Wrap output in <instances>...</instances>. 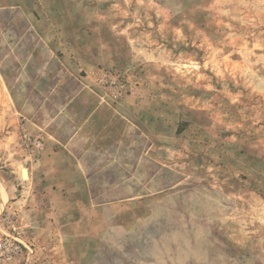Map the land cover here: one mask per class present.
Masks as SVG:
<instances>
[{
  "label": "rangeland",
  "instance_id": "rangeland-1",
  "mask_svg": "<svg viewBox=\"0 0 264 264\" xmlns=\"http://www.w3.org/2000/svg\"><path fill=\"white\" fill-rule=\"evenodd\" d=\"M50 2L32 18L55 30L47 40L57 46L37 49L33 65L23 64V0H0V92H12L0 95V173L46 150L23 113V71L75 74L57 81L63 98L79 83L139 106L133 158L125 143L124 168L108 163L101 177L123 190L96 193L122 201L124 219L108 208L107 225H60L30 244L3 215L0 238L27 244L31 264H264V0ZM23 126L44 140L42 153L23 145Z\"/></svg>",
  "mask_w": 264,
  "mask_h": 264
},
{
  "label": "crops",
  "instance_id": "crops-1",
  "mask_svg": "<svg viewBox=\"0 0 264 264\" xmlns=\"http://www.w3.org/2000/svg\"><path fill=\"white\" fill-rule=\"evenodd\" d=\"M50 1L23 0V64L42 63L43 60L37 58V49L54 46L52 42L56 38H51L52 42L47 38L55 30H43L38 19L35 22L32 18L49 15L45 6L49 4L52 8ZM28 80L30 83L26 82ZM60 80L79 81L75 74L64 72L33 77L23 71V113H31L27 117L30 125L46 133V150L39 159L27 164L28 167H24V160L23 169L13 161L9 164L10 171L0 173V217L10 213L21 225L23 241L30 244L38 242L40 236L46 238L52 233H61L60 225H68L70 230L71 226L81 225L85 232L91 225H107L104 211L108 208L115 221L123 220V213L117 212L122 201L108 202L99 199L96 193L123 190L124 185L117 182L111 183L110 189L102 188L101 184L107 186V182L101 177L106 175L108 163L124 168L121 162L125 143L130 147V158L134 156V143H138V128L133 125L138 120V105L107 102L101 91L93 87L83 88L79 83L66 88L69 98H63L60 90H54ZM87 80L81 82L85 87ZM11 93L3 89L0 95ZM53 95L64 102L36 98ZM49 112L52 116L43 115ZM125 124L132 125L131 135L125 136ZM150 146L147 159H151ZM135 154L139 158L140 154ZM75 234L73 228V234L69 231L67 239H74ZM65 238L62 236L63 240ZM50 253L48 251L46 257L52 255Z\"/></svg>",
  "mask_w": 264,
  "mask_h": 264
},
{
  "label": "built area",
  "instance_id": "built-area-1",
  "mask_svg": "<svg viewBox=\"0 0 264 264\" xmlns=\"http://www.w3.org/2000/svg\"><path fill=\"white\" fill-rule=\"evenodd\" d=\"M23 128H25L23 126ZM26 128L23 129V145L34 154H40L45 148V142L40 136L29 134ZM4 218L5 221L13 223L14 219L10 214ZM32 250L18 237L7 234L0 238V264H16L23 260V264H31Z\"/></svg>",
  "mask_w": 264,
  "mask_h": 264
}]
</instances>
